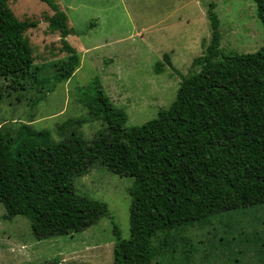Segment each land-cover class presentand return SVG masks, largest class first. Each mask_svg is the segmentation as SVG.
Returning <instances> with one entry per match:
<instances>
[{
    "label": "rangeland",
    "instance_id": "obj_1",
    "mask_svg": "<svg viewBox=\"0 0 264 264\" xmlns=\"http://www.w3.org/2000/svg\"><path fill=\"white\" fill-rule=\"evenodd\" d=\"M51 1L67 15L66 40L79 59L71 77L60 82L53 76L67 54L60 50L58 32L48 28L53 7L41 0H5L10 18L36 22L22 35L33 57L25 78L0 79V147L8 158L35 146L18 138L22 125L45 132L54 143L72 134L90 141L108 130V120L91 109L96 80L114 108L126 113L127 125H141L168 108L181 75L199 69L191 63L210 40L211 1L224 54L251 53L264 45L254 0ZM133 185V177L95 162L86 174L73 177V186L76 193L106 203L109 215L80 232L41 240L32 235L27 217H6L0 203V264H113V226L128 238ZM162 249L152 264H264V204L184 226L166 236Z\"/></svg>",
    "mask_w": 264,
    "mask_h": 264
},
{
    "label": "trees",
    "instance_id": "obj_2",
    "mask_svg": "<svg viewBox=\"0 0 264 264\" xmlns=\"http://www.w3.org/2000/svg\"><path fill=\"white\" fill-rule=\"evenodd\" d=\"M41 1L54 9L48 28L58 32L60 50L67 54L53 76L60 82L71 77L79 59L66 40L67 15L51 0ZM254 2L264 28V0ZM215 6L209 2L206 12L210 40L191 63L199 69L181 75L175 99L156 117L127 125L126 113L114 108L96 80L91 109L108 120V130L90 141L72 134L54 143L45 132L22 125L18 138L35 146L12 158L0 147V203L6 217H27L38 240L95 224L109 215L108 207L76 193L73 177L99 162L134 178L128 238L113 226V264H152L171 232L264 204V45L251 53L224 54ZM7 10L0 0V79L16 82L31 68L32 51L22 35L36 22L10 18ZM163 58L172 66L167 55ZM161 67L155 64L157 72Z\"/></svg>",
    "mask_w": 264,
    "mask_h": 264
}]
</instances>
